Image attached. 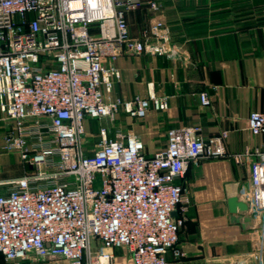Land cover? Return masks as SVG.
Here are the masks:
<instances>
[{"label": "built area", "instance_id": "2783aa9c", "mask_svg": "<svg viewBox=\"0 0 264 264\" xmlns=\"http://www.w3.org/2000/svg\"><path fill=\"white\" fill-rule=\"evenodd\" d=\"M139 0H0V114L10 124L3 149L34 170L0 181V255L5 264L32 256L67 264H113L114 250L131 264H167L186 221L177 180L190 165L226 156V133L204 139L199 128L170 129L166 146L147 155L139 136L98 129L87 151L88 123L122 112L144 118L167 107L149 85L146 98L106 99L120 79L116 60L149 54L186 62L167 24L151 22L130 36L125 14ZM157 12L160 5L151 2ZM200 104L209 106L205 92ZM264 137V106L248 117ZM113 134L111 138L110 135ZM249 154V153H245ZM245 200L264 239V149L253 153ZM240 162L242 155L232 157Z\"/></svg>", "mask_w": 264, "mask_h": 264}, {"label": "crops", "instance_id": "0c3cea01", "mask_svg": "<svg viewBox=\"0 0 264 264\" xmlns=\"http://www.w3.org/2000/svg\"><path fill=\"white\" fill-rule=\"evenodd\" d=\"M139 1L137 9L125 14L130 36L143 39L151 22L162 19L187 60L145 53L117 58L120 79L106 99L146 98L151 84L154 96L167 107L151 108L144 118L120 112L113 128L139 136L147 155L166 146L170 129L197 127L204 139L227 134L225 157L190 165L176 181L184 189L186 221L177 245L182 256L169 252L167 264H264V239L256 230L231 222L227 208L230 193L247 195L253 153L264 149V137L248 129L249 114L264 106V47L258 43L264 31V0ZM151 2L160 5L159 11L150 9ZM200 92L208 95L209 106L200 104ZM3 120L0 114V150L6 134ZM236 154L242 155L240 162L232 158ZM9 163L0 155V167ZM2 174L0 181L9 180ZM120 251L124 255L114 254L113 264H131L128 254ZM0 264H5L2 255ZM13 264L67 262L29 256Z\"/></svg>", "mask_w": 264, "mask_h": 264}, {"label": "rangeland", "instance_id": "374dc122", "mask_svg": "<svg viewBox=\"0 0 264 264\" xmlns=\"http://www.w3.org/2000/svg\"><path fill=\"white\" fill-rule=\"evenodd\" d=\"M261 39L259 40V44H262L264 47V31H261ZM3 124L5 125V132H7V130L10 129V124L8 123V121L3 120L2 121ZM113 124H115V122H110L109 120H100V121H91L89 123V127L86 129V133H85V137L83 140V144L84 146H86L87 151L91 150V146L92 144L96 143L98 140V129L101 126H112ZM0 155H4L5 157L8 158V160L10 161L9 165H7L6 167H0V173H3V179H15V178H19L22 177L23 175H25L28 172H31L34 170V167H31L30 165H28L26 162L22 161L19 158V155L17 152L15 151H8L5 149L0 150ZM201 161V160H200ZM114 254H122L124 255V253L120 250H114Z\"/></svg>", "mask_w": 264, "mask_h": 264}, {"label": "water", "instance_id": "95a60500", "mask_svg": "<svg viewBox=\"0 0 264 264\" xmlns=\"http://www.w3.org/2000/svg\"><path fill=\"white\" fill-rule=\"evenodd\" d=\"M227 208L231 222L241 224L246 229L254 230L256 228L254 221L250 217L249 205L245 198L241 197L238 192L229 194Z\"/></svg>", "mask_w": 264, "mask_h": 264}]
</instances>
